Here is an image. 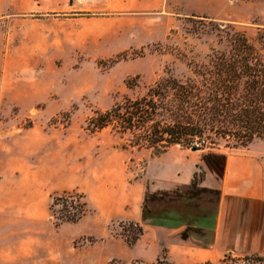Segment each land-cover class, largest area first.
<instances>
[{
  "label": "rangeland",
  "instance_id": "rangeland-1",
  "mask_svg": "<svg viewBox=\"0 0 264 264\" xmlns=\"http://www.w3.org/2000/svg\"><path fill=\"white\" fill-rule=\"evenodd\" d=\"M218 25L257 43L264 0H0V264H188L178 242L162 233L141 242L140 223L121 217L122 206L142 201L140 177L161 144L90 120L157 82L197 78L211 48L226 46ZM202 137L199 150L237 142ZM240 148L264 157V137ZM67 192L82 196L83 212L57 200Z\"/></svg>",
  "mask_w": 264,
  "mask_h": 264
},
{
  "label": "crops",
  "instance_id": "crops-1",
  "mask_svg": "<svg viewBox=\"0 0 264 264\" xmlns=\"http://www.w3.org/2000/svg\"><path fill=\"white\" fill-rule=\"evenodd\" d=\"M140 202L121 217L186 249L188 264L264 256V157L248 148L167 150L140 177ZM175 258V253H170Z\"/></svg>",
  "mask_w": 264,
  "mask_h": 264
},
{
  "label": "trees",
  "instance_id": "trees-1",
  "mask_svg": "<svg viewBox=\"0 0 264 264\" xmlns=\"http://www.w3.org/2000/svg\"><path fill=\"white\" fill-rule=\"evenodd\" d=\"M212 31H218V37L226 46L211 48L207 62L196 65L197 78L185 82L171 79L157 82L147 95L126 99L97 112L90 123L95 129L112 125L121 131L138 130V143L161 144L159 152L172 143H192L205 131L235 137L237 142L227 145L231 148L246 147L254 138H263L264 27L258 30L257 43L231 25H218ZM160 98L168 99L167 103ZM156 115H167V118L155 120ZM81 198L67 192L57 200L66 208L83 212L86 203ZM142 232L140 227L139 234ZM152 264L173 263L157 260Z\"/></svg>",
  "mask_w": 264,
  "mask_h": 264
},
{
  "label": "built area",
  "instance_id": "built-area-1",
  "mask_svg": "<svg viewBox=\"0 0 264 264\" xmlns=\"http://www.w3.org/2000/svg\"><path fill=\"white\" fill-rule=\"evenodd\" d=\"M192 148H202L205 147L207 145V140L203 137L200 138H196L193 142H192Z\"/></svg>",
  "mask_w": 264,
  "mask_h": 264
}]
</instances>
